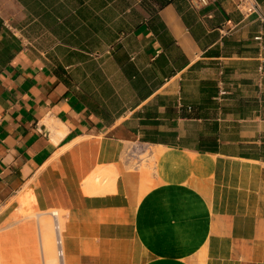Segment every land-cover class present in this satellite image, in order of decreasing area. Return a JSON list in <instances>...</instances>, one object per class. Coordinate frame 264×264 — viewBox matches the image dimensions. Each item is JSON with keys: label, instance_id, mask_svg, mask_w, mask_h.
I'll return each mask as SVG.
<instances>
[{"label": "crops", "instance_id": "0c3cea01", "mask_svg": "<svg viewBox=\"0 0 264 264\" xmlns=\"http://www.w3.org/2000/svg\"><path fill=\"white\" fill-rule=\"evenodd\" d=\"M254 2L0 0V225L62 213L63 264H264Z\"/></svg>", "mask_w": 264, "mask_h": 264}, {"label": "rangeland", "instance_id": "374dc122", "mask_svg": "<svg viewBox=\"0 0 264 264\" xmlns=\"http://www.w3.org/2000/svg\"><path fill=\"white\" fill-rule=\"evenodd\" d=\"M124 153H125V150H124ZM124 153H123V158L127 159L128 152L125 155ZM127 164H128V167H127L128 170L130 171L134 170V167H133L134 163L132 161H130V163H127ZM152 166H153V162L149 158V163L147 167L151 169ZM144 168L146 167L144 166ZM53 211H56V210H52L48 212H39L37 214H33L32 216L34 217H31L30 215L26 217L23 216L21 218L20 216L21 219L16 218L11 222L8 221L0 225V264H31V238H33L35 242L36 264H46V260H45L46 259V250H45L46 240L47 241L50 240L51 243L53 244V247H52L53 253L51 254L55 258V260L58 261L59 259L56 253L53 219L51 217V213ZM58 213H59L58 214V221H59L61 219L62 213L60 212ZM37 218H39L40 221H38ZM44 221L45 223H47V226L49 227L47 228V231L44 233V235L47 236L46 240L42 238L41 231L39 230V222L44 223ZM60 227L62 229L61 225ZM48 233L51 236H49Z\"/></svg>", "mask_w": 264, "mask_h": 264}, {"label": "bare ground", "instance_id": "6f19581e", "mask_svg": "<svg viewBox=\"0 0 264 264\" xmlns=\"http://www.w3.org/2000/svg\"><path fill=\"white\" fill-rule=\"evenodd\" d=\"M59 135H61L62 134V132H59L58 133ZM56 140V139H55ZM149 154V152L148 151H146V154H145V156L146 155H148ZM150 155V154H149ZM149 158L153 161V156L152 155H150L149 156ZM102 169V168H101ZM114 173H111L110 171H104L103 169L102 170H100V171H97V172H95L90 178H88V179H86V182L84 183L85 184V189H84V191H85V193H87V194H98V193H101V192H103L104 191V189L106 188V189H108L107 187H109V185H111V183L113 182V180H114ZM83 185V184H82ZM27 186V185H26ZM24 188V187H23ZM17 197V196H16ZM16 199V198H15ZM18 210V209H17ZM33 214H35V213H33ZM32 214V215H33ZM58 212L57 211H53L52 213H51V217H52V219H53V226H54V232H55V239H56V237H58V236H60V238H62V229H61V227H60V225H61V219L58 221ZM31 215V217H34V216H32ZM39 216V215H38ZM23 217V216H22ZM21 217V218H22ZM26 217V216H25ZM20 218V219H21ZM36 218V217H35ZM26 219V218H25ZM38 219V221H40L39 220V218H37ZM41 228V229H40ZM47 228H49L48 226H47V223H45V221H44V223H40L39 222V230L41 231V235H42V238H44V240H46V238H47V236L46 235H44V233L47 231ZM48 230H50V229H48ZM47 234V233H46ZM48 235H49V233H48ZM49 236H51V235H49ZM49 238V237H48ZM43 240V241H44ZM52 245V246H51ZM45 246H46V264H63V260L61 259V258H59L58 256V261L57 260H55V258L52 256V254L51 253H53L52 252V247H53V244L51 243V241L49 240V241H47L46 240V242H45ZM57 261V262H56Z\"/></svg>", "mask_w": 264, "mask_h": 264}, {"label": "built area", "instance_id": "2783aa9c", "mask_svg": "<svg viewBox=\"0 0 264 264\" xmlns=\"http://www.w3.org/2000/svg\"><path fill=\"white\" fill-rule=\"evenodd\" d=\"M191 4L195 5H205L207 0H187ZM239 11L244 14H254L257 13L258 8L255 4L254 0H239ZM131 152L127 153V159L126 161H132L134 163L133 167L134 169H137L140 167V164L145 165V163L148 161L147 157H149L151 154L150 147L148 145H142L141 143H134L133 145H130ZM148 151L149 154L144 156L143 152ZM55 245H56V253L57 256L61 259H63V248H62V238L60 236L56 237L55 239Z\"/></svg>", "mask_w": 264, "mask_h": 264}, {"label": "trees", "instance_id": "16d2710c", "mask_svg": "<svg viewBox=\"0 0 264 264\" xmlns=\"http://www.w3.org/2000/svg\"><path fill=\"white\" fill-rule=\"evenodd\" d=\"M159 3V8H162L163 6L167 5L168 3L172 2L173 0H157Z\"/></svg>", "mask_w": 264, "mask_h": 264}]
</instances>
